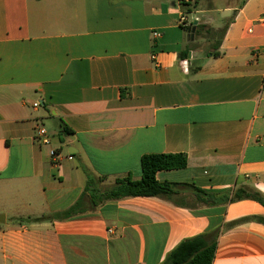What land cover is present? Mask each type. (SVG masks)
Listing matches in <instances>:
<instances>
[{
  "label": "crops",
  "instance_id": "0c3cea01",
  "mask_svg": "<svg viewBox=\"0 0 264 264\" xmlns=\"http://www.w3.org/2000/svg\"><path fill=\"white\" fill-rule=\"evenodd\" d=\"M218 1L0 0V264H168L218 230L213 264H264V224L241 221L264 206L190 188L264 196V0ZM215 12L228 20L217 57L190 36ZM44 116L69 155L58 166L35 141ZM148 154L186 155L156 174L176 195L93 203L85 171L102 188L137 180Z\"/></svg>",
  "mask_w": 264,
  "mask_h": 264
},
{
  "label": "trees",
  "instance_id": "16d2710c",
  "mask_svg": "<svg viewBox=\"0 0 264 264\" xmlns=\"http://www.w3.org/2000/svg\"><path fill=\"white\" fill-rule=\"evenodd\" d=\"M203 26L198 24L195 27V35L201 34ZM222 35L215 45H213V56H220L217 52L220 46ZM62 135H68L72 131L62 126ZM187 157L184 154H148L141 158L142 176L140 179H133L130 175L118 177L111 187L102 188L95 182L92 173L86 172L88 177L86 192L89 193L95 205L103 204L112 200H119L128 197H162L172 198L177 194L178 184L171 182H160L156 174L164 170H179L187 166ZM103 180V178H99ZM197 201L207 205L231 204L241 200H253L264 206V196L256 189L238 188L228 191L222 195L210 194L202 189L190 187ZM179 204V203H177ZM79 203L75 206L77 207ZM65 218L75 215V208L67 211ZM45 218L30 219L32 222H39ZM241 221H257L264 224V217H248ZM235 223H231L234 225ZM220 231L208 235H199L191 239L182 241L168 256V264H213Z\"/></svg>",
  "mask_w": 264,
  "mask_h": 264
},
{
  "label": "rangeland",
  "instance_id": "374dc122",
  "mask_svg": "<svg viewBox=\"0 0 264 264\" xmlns=\"http://www.w3.org/2000/svg\"><path fill=\"white\" fill-rule=\"evenodd\" d=\"M186 1L184 0L185 3L191 4L190 6H186V11L189 13V11H195L198 9L201 0H199V3H196L194 0H192V2H189V0ZM202 1L204 8H212L214 5H212V0ZM241 1L242 0H219L217 4L221 7H225L227 5L239 4ZM220 13L221 12H215V14H212V17L207 16L208 14L206 16H202L203 14L201 16L197 14L199 18L196 19V22L197 24L203 26L201 34L198 37H195L197 46L213 51L212 47L217 43V41H219L228 21L226 19L220 20ZM38 115L43 116L42 110L38 113ZM40 121L49 132L53 144L52 148L56 149L64 157L69 158L67 148L63 146V143L59 142V135L57 134L58 127L55 126V123L50 118H45V116Z\"/></svg>",
  "mask_w": 264,
  "mask_h": 264
},
{
  "label": "built area",
  "instance_id": "2783aa9c",
  "mask_svg": "<svg viewBox=\"0 0 264 264\" xmlns=\"http://www.w3.org/2000/svg\"><path fill=\"white\" fill-rule=\"evenodd\" d=\"M260 23L264 24V15L260 19ZM158 33L154 32V36H157ZM40 107L39 102L33 104V108L37 109ZM35 132V141L40 145L49 146L51 145L52 139L49 135L48 130L44 127L43 123L37 121L34 127ZM50 156L53 161V164L58 166L60 163V153L56 149H51Z\"/></svg>",
  "mask_w": 264,
  "mask_h": 264
},
{
  "label": "water",
  "instance_id": "95a60500",
  "mask_svg": "<svg viewBox=\"0 0 264 264\" xmlns=\"http://www.w3.org/2000/svg\"><path fill=\"white\" fill-rule=\"evenodd\" d=\"M196 25H197V22L195 21L194 26L192 28V31L190 32V36H191L192 40H194V32H195ZM1 217L2 218L0 219V223H4V216L2 215Z\"/></svg>",
  "mask_w": 264,
  "mask_h": 264
}]
</instances>
